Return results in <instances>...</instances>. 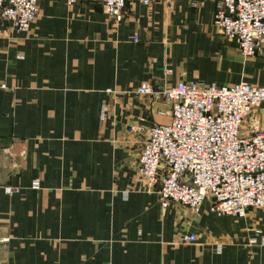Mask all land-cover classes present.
I'll list each match as a JSON object with an SVG mask.
<instances>
[{"label": "crops", "instance_id": "1", "mask_svg": "<svg viewBox=\"0 0 264 264\" xmlns=\"http://www.w3.org/2000/svg\"><path fill=\"white\" fill-rule=\"evenodd\" d=\"M217 1L128 0L116 22L100 3L39 0L24 33L0 19V264H264V211L163 208L137 173L146 131L169 122L170 105L136 88L264 87V43L243 59L213 24ZM258 131L264 106L242 126Z\"/></svg>", "mask_w": 264, "mask_h": 264}, {"label": "built area", "instance_id": "2", "mask_svg": "<svg viewBox=\"0 0 264 264\" xmlns=\"http://www.w3.org/2000/svg\"><path fill=\"white\" fill-rule=\"evenodd\" d=\"M64 1L69 6L100 3L105 13L120 22L128 0ZM135 1L146 7L162 3L171 8L176 0ZM38 2L0 0V19L18 33L28 32L39 13ZM213 24L237 46L243 59L262 53L264 0H218ZM171 74V69L165 70L166 78ZM134 93L154 101L163 98L170 105L169 122L147 129L137 165L138 175L148 185H157L163 208L174 204L198 215L207 200L208 211L218 217L242 219L250 209L264 211V131L242 135L246 118L264 106V87L245 82L205 86L195 81L169 87L164 82L159 89L141 85ZM139 131V127L129 128V132ZM38 187L34 181L32 188ZM3 191L10 195L18 189L4 186ZM196 239L190 234L182 241L190 244ZM7 242L8 238L0 239V244Z\"/></svg>", "mask_w": 264, "mask_h": 264}, {"label": "rangeland", "instance_id": "3", "mask_svg": "<svg viewBox=\"0 0 264 264\" xmlns=\"http://www.w3.org/2000/svg\"><path fill=\"white\" fill-rule=\"evenodd\" d=\"M250 210H253V209H250ZM255 210H259V209H255ZM262 211V210H261Z\"/></svg>", "mask_w": 264, "mask_h": 264}]
</instances>
